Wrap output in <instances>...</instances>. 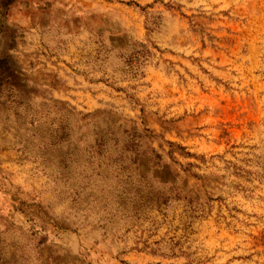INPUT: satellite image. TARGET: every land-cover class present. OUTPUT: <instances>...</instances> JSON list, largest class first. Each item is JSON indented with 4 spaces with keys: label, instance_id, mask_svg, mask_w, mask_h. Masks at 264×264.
<instances>
[{
    "label": "rangeland",
    "instance_id": "1",
    "mask_svg": "<svg viewBox=\"0 0 264 264\" xmlns=\"http://www.w3.org/2000/svg\"><path fill=\"white\" fill-rule=\"evenodd\" d=\"M0 264H264V0H0Z\"/></svg>",
    "mask_w": 264,
    "mask_h": 264
},
{
    "label": "bare ground",
    "instance_id": "2",
    "mask_svg": "<svg viewBox=\"0 0 264 264\" xmlns=\"http://www.w3.org/2000/svg\"><path fill=\"white\" fill-rule=\"evenodd\" d=\"M23 203V202H22ZM38 204V203H37ZM23 205V204H22ZM27 205V204H26ZM39 205V204H38ZM26 208H28L27 206H26ZM26 208H25V210H26ZM28 210V209H27ZM26 210V211H27ZM35 209H33V211H34ZM28 212H31V210H29ZM36 212V211H35ZM32 213V212H31ZM32 215V214H31ZM46 220V219H45ZM45 220H43V222L45 221ZM50 221V220H49ZM53 221V220H52ZM45 224H47V223H45ZM46 226H48V225H46ZM38 231V230H37ZM33 233V232H32ZM52 244V243H51Z\"/></svg>",
    "mask_w": 264,
    "mask_h": 264
}]
</instances>
